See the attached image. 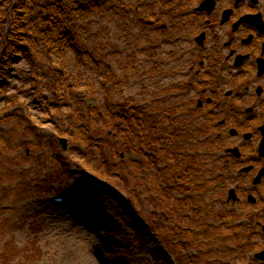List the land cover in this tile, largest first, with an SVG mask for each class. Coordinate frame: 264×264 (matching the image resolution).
<instances>
[{"label":"rangeland","instance_id":"obj_1","mask_svg":"<svg viewBox=\"0 0 264 264\" xmlns=\"http://www.w3.org/2000/svg\"><path fill=\"white\" fill-rule=\"evenodd\" d=\"M54 1L66 7L69 27L64 32L79 43V53L57 54L63 50L59 47L50 55L44 51L38 60L27 54L11 69L8 89L0 95V187L10 189L0 201L6 211L0 214V224L6 221L7 226L0 235V255L8 247L14 250L11 256H18L17 261L8 264H174L170 256H199L197 260L218 264L227 244L238 245L243 238L227 235L209 244L214 250L207 254L204 243L203 254L189 246L181 255L176 238L173 243L166 240L167 220L161 217L166 215L165 205L174 201L169 197L168 202H159L163 194L155 186L156 166H148L146 159L147 154L159 156L160 143L121 150L118 142L129 124L111 120L105 125L108 117L101 119L106 94L115 104L135 101L124 107L127 116L136 115L132 110L136 105L148 104L143 95L153 80L144 51L152 40L131 25L134 16L119 10L123 5L117 0L102 4L106 11L94 8L98 0L92 6L77 0ZM133 2L126 0L124 5ZM59 62L65 69L58 67ZM35 72L40 73L37 79ZM57 86L60 91L53 93ZM78 101L84 103L79 107L85 112L82 122L76 121ZM131 124L138 135V122ZM145 130L150 133L147 126ZM58 137L66 140L67 147L63 151L58 144L57 154L49 143ZM182 142L172 140L165 163L178 159L189 164L180 152L189 147L180 146ZM43 178L45 186L32 188ZM67 191L73 195L68 201L51 204L52 195ZM116 192L124 199L116 198ZM211 199L204 197L206 202ZM210 222L214 230L237 232L230 223L219 225L214 217Z\"/></svg>","mask_w":264,"mask_h":264},{"label":"flooded vegetation","instance_id":"obj_2","mask_svg":"<svg viewBox=\"0 0 264 264\" xmlns=\"http://www.w3.org/2000/svg\"><path fill=\"white\" fill-rule=\"evenodd\" d=\"M77 1L92 6L95 0ZM114 2L152 40L144 51L153 80L143 95L149 108L138 109L149 136L162 132L164 148L173 139L189 147L180 150L189 164L177 170L168 161L161 183L165 200L174 201L165 206L167 223L192 229L201 245L241 236L240 244H227L218 264H264V0ZM105 3L93 6L106 11ZM213 217L237 232L214 230Z\"/></svg>","mask_w":264,"mask_h":264},{"label":"trees","instance_id":"obj_3","mask_svg":"<svg viewBox=\"0 0 264 264\" xmlns=\"http://www.w3.org/2000/svg\"><path fill=\"white\" fill-rule=\"evenodd\" d=\"M39 2L40 1L38 0H0V95L4 94L8 89V78L10 77L11 69L15 67L22 57L26 56L27 54L33 55V57L38 60V58L41 57V53L44 51L46 54L50 55L51 53H55L59 47H63V50L57 51V54L62 55L63 52L75 54L79 53L77 52V48L80 47L79 43H77L76 40H73V38L69 37L68 33L64 32L66 28L69 27V22L67 23L68 18L64 17L66 7L62 6V3H57L54 0H41V3ZM44 12L47 13V15H44ZM58 67L61 70L65 69V65L62 62H59ZM39 75V72H35L33 77L37 79L39 78L37 77ZM67 84V89L71 92L73 89L70 88L69 81ZM76 88L78 89V87ZM89 90H91L93 93V89L90 88ZM59 91L60 88L57 86V88L53 90V93ZM134 103L135 101L133 99H128L119 105H132ZM82 104L84 103L80 101L74 104L75 106L79 105L76 108V112L78 114L76 121L79 122H82L85 118V112L79 109L80 105ZM103 106L105 108L109 106L114 107L116 104L113 103L108 97V94H106V97L103 101ZM107 116L112 121H115L117 118L116 116H113L109 113ZM112 121H105L104 123L107 125ZM129 122L132 121L126 120V124H129V126L125 131L126 136H124L121 145H119L121 150H130L138 147L140 144L149 147L150 145L154 144V141L148 136V130H145V128L142 126L140 127L141 130L139 134L136 135L132 128V124ZM143 125L147 126V129H149L147 122ZM84 129L87 130V128ZM161 136L162 132L158 131L157 140L155 142H159L160 139L164 140L161 138ZM49 145L51 148H54L55 153H57L56 149L58 142L53 139ZM166 149L169 148H163L159 151V158L156 161L165 160L164 158L168 152ZM178 155L183 157V155ZM174 161H176L175 168L180 169L182 162L178 161V159H175ZM164 175V172L157 174L155 180L164 179ZM45 183L46 181H41L40 184H32V188L39 190L41 188L40 185L43 184V186H45ZM9 192L10 189L0 187V200L4 198V196ZM163 203L164 201L161 204ZM1 213H3L2 210H0V214ZM6 227V221H2L0 224V235L3 233ZM13 254H15L14 250L9 249V247L7 251H1L0 263L6 264L18 257L11 256Z\"/></svg>","mask_w":264,"mask_h":264},{"label":"water","instance_id":"obj_4","mask_svg":"<svg viewBox=\"0 0 264 264\" xmlns=\"http://www.w3.org/2000/svg\"><path fill=\"white\" fill-rule=\"evenodd\" d=\"M60 143L62 145V148H65L66 141L64 139H60Z\"/></svg>","mask_w":264,"mask_h":264}]
</instances>
